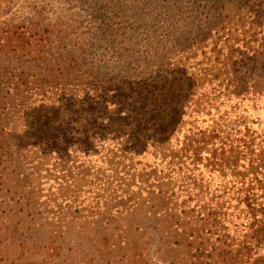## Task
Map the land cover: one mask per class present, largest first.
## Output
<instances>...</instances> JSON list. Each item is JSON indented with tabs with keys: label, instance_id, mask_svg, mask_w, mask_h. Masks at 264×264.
Returning a JSON list of instances; mask_svg holds the SVG:
<instances>
[{
	"label": "trees",
	"instance_id": "16d2710c",
	"mask_svg": "<svg viewBox=\"0 0 264 264\" xmlns=\"http://www.w3.org/2000/svg\"><path fill=\"white\" fill-rule=\"evenodd\" d=\"M205 1L207 32L148 76L59 91L48 78L41 103L0 92V201L22 211L5 217L1 252L48 253L26 264H264V0ZM205 8L218 10L212 26ZM44 34L1 26L0 55L41 59ZM11 116L28 141L11 139Z\"/></svg>",
	"mask_w": 264,
	"mask_h": 264
},
{
	"label": "rangeland",
	"instance_id": "374dc122",
	"mask_svg": "<svg viewBox=\"0 0 264 264\" xmlns=\"http://www.w3.org/2000/svg\"><path fill=\"white\" fill-rule=\"evenodd\" d=\"M203 2L207 1L0 0V27L25 24L47 36L41 59H30L16 52L0 55V92L10 88L17 94L33 95L32 99L37 101L46 92L48 78L55 81V90L59 91V86L76 83L81 78H114L121 82L148 76L158 64L207 32L199 22ZM206 11L208 24L212 26L218 10ZM25 84L28 93L24 91ZM22 95L17 96V103ZM49 95L57 99L52 92ZM20 123L17 117L8 118L7 127L13 129L11 139L18 133L24 142L28 141ZM67 174L73 172L69 170ZM44 188L48 189L49 184ZM7 200L0 201V206L8 208L0 211V228L6 226L5 217L11 208L21 211L16 206H7ZM46 229L40 230L39 239L48 237ZM2 248L5 252L0 251V264H26L35 260L38 263L39 256L48 254L42 249L43 253H26L16 259L10 246Z\"/></svg>",
	"mask_w": 264,
	"mask_h": 264
}]
</instances>
